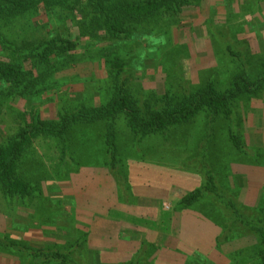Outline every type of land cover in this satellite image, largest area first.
<instances>
[{
    "label": "rangeland",
    "instance_id": "rangeland-1",
    "mask_svg": "<svg viewBox=\"0 0 264 264\" xmlns=\"http://www.w3.org/2000/svg\"><path fill=\"white\" fill-rule=\"evenodd\" d=\"M189 1L176 15L145 25L156 36L170 29L162 49L148 48L145 42L130 43L127 48L130 58L123 74L129 75V85L139 97L155 90L166 100L179 103L183 95L210 80L223 91L241 70L247 71L251 80L264 74V0ZM33 21L38 26L49 23L45 15L36 16ZM59 24L53 28L46 25L45 31L50 33L36 36L80 40L76 22ZM80 43L78 51L82 53L85 45L84 41ZM227 44L240 56L232 55ZM141 50L142 62L137 58ZM89 71H98V77L105 74L97 63L81 62L72 70L58 72L60 83L41 94L28 100L16 97L6 101L0 112V143H5L30 118L27 113L31 110L45 119H56L59 112L70 111L83 101L92 105L105 99L106 93L101 96L93 84L85 81ZM232 110L233 114L227 116L224 111L213 115L205 109L192 121L171 127L163 136L152 134L141 139L135 138L125 119H117L119 172L131 192L130 196H120L118 189L119 198L135 207L138 203L133 199L139 196L149 198L154 206L155 197L158 198L162 212L156 210L153 213L157 216L152 218L163 221L162 226L155 222L153 227L144 225L145 219L140 218L144 215L142 209L120 212L119 217L109 212L116 206L110 200L115 196L111 191L117 179L107 166L100 165L107 158L102 122L80 125L68 135L74 163L66 165L67 172H62L60 159L66 143L50 137L38 138L18 167V175L30 181L36 192L23 201L18 196L8 198L0 185V240L12 245L0 246V264H60L54 260L43 262L42 256L36 254L75 250L79 240H84L85 246L75 260L83 257L88 264L131 260L144 242L149 244L146 256L151 264H248L247 257L238 262L234 255L252 243V238L217 245L223 217L214 207L212 193L205 192L194 206L180 207L185 193L204 182V169L214 175L219 190H232L250 206L264 205V86L257 92L241 94L232 102ZM231 131L245 152L234 145ZM131 154L149 165L152 156H159L163 171L142 164L135 172L137 176L144 175V181H132ZM249 165L258 167L251 177L258 184L254 192L245 194L242 188L250 183L246 169ZM188 172L194 176L185 178L183 174ZM232 172L237 173V178L230 176ZM137 182L141 185L136 186ZM139 189L146 191L141 194ZM133 190L138 194L134 195ZM127 198L130 200L125 201ZM153 230L164 233L155 234Z\"/></svg>",
    "mask_w": 264,
    "mask_h": 264
},
{
    "label": "trees",
    "instance_id": "trees-1",
    "mask_svg": "<svg viewBox=\"0 0 264 264\" xmlns=\"http://www.w3.org/2000/svg\"><path fill=\"white\" fill-rule=\"evenodd\" d=\"M188 4L189 0H0V112L6 101H14L16 97L28 100L56 86L58 72L72 70L81 62L97 63L104 68L105 74L102 76H97L98 71H89L84 79L87 84H93V89H98L96 92L101 96L103 92L106 93V98L101 102L88 105L83 101L70 111L59 112L56 119H45L32 110L27 113L30 118L5 143H0V185L8 198L18 196L25 201L36 192L30 181L18 175L21 158L35 140L50 137L66 143L61 148L60 159L64 167L62 172H67L66 165L74 163L68 135L80 125L99 122L105 126L107 155L100 165L107 166L117 179L120 196H130L131 192L124 182L126 178L119 172L121 159L116 137L117 119L126 120L135 138L152 134L163 136L171 127L192 121L205 109L213 115L224 111L231 116L232 102L237 97L243 93L257 92L264 86V74L251 80L248 72L241 70L235 73L231 86L225 90L221 91L210 80L183 95L179 103H174L173 99L166 100L155 90L148 96L139 97L134 93L129 85V75L123 74L130 58L127 49L130 43L145 42L148 48L156 49L159 46L162 49L164 41L169 39L170 29L156 36L151 35L152 31H147L149 28L145 25L162 17H172ZM44 15L49 23L38 26L33 21L34 17ZM68 20L77 23L79 41L59 35L41 39L36 36L46 32V25L53 28ZM83 41L85 49L80 53L78 49ZM226 49L232 55L240 56L231 44H227ZM143 51H140V57L136 56L140 62ZM231 133L234 145L245 152L246 148L238 141L237 135ZM156 154L159 155L158 152ZM157 155L151 157V165H162L164 168L163 159ZM143 156L140 155V158ZM131 157L138 159L135 154H131ZM202 176L204 182L185 193L180 207L194 206L203 199L205 192L212 193L214 207L223 217L217 245L222 242L232 245L243 238H252L253 242L239 249L234 257H238V262L240 258L247 257L248 264H264V205L250 206L232 190H219L214 175L207 169L203 170ZM141 216V219H145L144 225H163V221L156 222L151 217ZM2 242L0 240V246L5 244L12 247L10 243ZM143 244L144 247L131 260L119 264H151L146 256L149 244ZM84 246L85 241L79 240L75 250L40 251L36 255L42 256L43 262L54 260L60 264H88L83 257H80L81 261L75 260ZM25 249L31 254L28 248Z\"/></svg>",
    "mask_w": 264,
    "mask_h": 264
},
{
    "label": "crops",
    "instance_id": "crops-1",
    "mask_svg": "<svg viewBox=\"0 0 264 264\" xmlns=\"http://www.w3.org/2000/svg\"><path fill=\"white\" fill-rule=\"evenodd\" d=\"M144 165V166H146V167H148V168H152V169H155V170H159V171H163V168H162V165L160 166V165H156V166H149V164H147V162H145V164H144V162H143V160L141 161V160H137V159H134V161H133V163H132V165H131V167H129V170L131 171V180L133 181L134 180V182H136V181H141V180H143L144 181V175H141V176H137L138 175V172H135V171H139L140 169V167H141V165ZM139 166V167H138ZM258 167H255V166H251V165H249V166H247V171H249L250 173H249V175H248V178H249V185L247 186V185H243V187L244 188H242L243 189V193H247V194H251V192H254V189L255 188H257V184H258V181H253V178H251L252 176H253V174H252V172H255V170L257 169ZM261 170V169H260ZM247 173V172H246ZM232 175H230L231 177H233V179L234 178H237V173L236 172H232L231 173ZM248 174V173H247ZM183 176H185V178H188V176H191V177H193L194 175L193 174H191V173H185V174H183ZM195 177H196V174H195ZM232 179V178H231ZM131 181V182H132ZM117 183H115L114 182V186H113V190L111 191V194L112 193H114L115 194V196L113 195V197H111V200L110 201H114L115 202V205L116 206H118V207H114L113 209L111 208V209H109V212L111 211L113 214H111V215H114L115 214V216H117V217H119L117 214L118 213H120V212H124V213H122V214H126L125 212H128V211H131L133 208H138V209H142V211L144 212V216H147V217H156L157 216V214L156 213H153V212H156V210H160L161 212H162V206H161V204H162V201H160L158 198H156L155 197V199H156V205L154 206V203H152V202H150V201H148L147 199H149V198H141V196H139V197H137L136 199H133L134 201H136L138 204V206H132V204H127V203H123L122 202V200L119 198V195H118V188H117V185H116ZM136 186H140L141 184H139L138 182L135 184ZM134 185V186H135ZM137 188V187H136ZM139 190H141V191H139L141 194L142 193H144L143 192V190H145V189H139ZM137 191V190H136ZM136 191H134L133 190V193H134V195H136V194H138V192L136 193ZM146 191V190H145ZM136 193V194H135ZM108 197H109V199H110V196L108 195ZM127 200H130L129 198H127V199H125V201H127ZM142 201H145V202H143L142 203ZM117 203H118V205H117ZM141 203V204H140ZM151 203V204H150ZM140 204V205H139ZM155 209V210H154ZM158 212V211H157ZM164 213V212H163ZM132 215H137V214H132ZM123 216V215H122ZM121 216V217H122ZM113 217V216H112ZM123 217H125V216H123ZM127 217V216H126ZM202 222H200V224H201ZM196 227H199V226H196ZM153 231H155V234H157L158 232H161V231H157V230H153ZM161 233H164V232H161ZM165 234H167V233H165ZM167 235H169V234H167ZM152 238V237H151ZM154 238H156V237H154ZM153 238V239H154Z\"/></svg>",
    "mask_w": 264,
    "mask_h": 264
}]
</instances>
